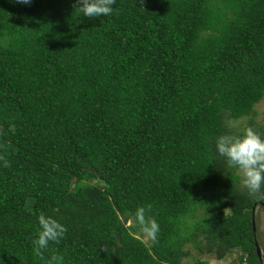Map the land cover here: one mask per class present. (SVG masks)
Listing matches in <instances>:
<instances>
[{
    "label": "trees",
    "instance_id": "16d2710c",
    "mask_svg": "<svg viewBox=\"0 0 264 264\" xmlns=\"http://www.w3.org/2000/svg\"><path fill=\"white\" fill-rule=\"evenodd\" d=\"M73 4L0 0V264H182L186 243L260 264L264 186L249 195L215 140L264 139V121L227 126L264 94V0H116L91 19ZM41 212L67 228L43 258Z\"/></svg>",
    "mask_w": 264,
    "mask_h": 264
},
{
    "label": "clouds",
    "instance_id": "9594fccd",
    "mask_svg": "<svg viewBox=\"0 0 264 264\" xmlns=\"http://www.w3.org/2000/svg\"><path fill=\"white\" fill-rule=\"evenodd\" d=\"M116 0H74L73 7L76 11L87 18H97L108 16L112 13V6ZM18 4L28 5L31 0H16ZM142 5L143 0H139ZM10 131L15 132V126L11 125ZM216 153L224 158L229 167L238 169L242 176V186L248 191L249 195L256 196L261 193L264 186V139L261 138L252 128H246L241 136L221 135L215 140ZM2 158V157H0ZM5 166H9L5 161ZM264 202V201H259ZM151 205L138 207L133 216V222L138 225L145 237L155 242L159 232L157 221L148 215ZM253 221V217H252ZM251 221V222H252ZM38 228L36 238L33 240L34 251L38 257L43 258V250L47 249L49 243H59L67 232V228L51 216H46L43 212L37 216ZM253 230L255 226L252 222ZM255 249H259L254 239ZM106 252L105 248H101ZM256 253V252H255ZM260 264L263 263L262 256L256 254ZM62 259L53 256L45 264H52L53 261Z\"/></svg>",
    "mask_w": 264,
    "mask_h": 264
},
{
    "label": "rangeland",
    "instance_id": "374dc122",
    "mask_svg": "<svg viewBox=\"0 0 264 264\" xmlns=\"http://www.w3.org/2000/svg\"><path fill=\"white\" fill-rule=\"evenodd\" d=\"M249 119L254 128H257L259 125L263 123L264 94L262 98L254 105V113L252 115L245 116L235 120H230L227 122L229 133L233 134L234 132L241 130L247 124ZM237 174L242 179V176L238 170H237ZM252 217H253L252 222L255 226V240L260 249V255L262 256L263 259L262 261L264 262V205H261L260 202L252 207ZM129 223L130 222L128 221L127 224L130 225ZM135 235L138 238L142 239L145 242V244L148 245L150 243V239H148L143 235L140 228H137ZM183 249H185V251H187L188 254L182 257L181 260L182 264H192L193 260L197 257H199L200 259L207 260V264H238L236 263L235 260L232 259V257H235L237 255L236 250H234L230 256L224 257L220 260H216L215 258H212L210 256L197 254L190 243H186L183 246Z\"/></svg>",
    "mask_w": 264,
    "mask_h": 264
},
{
    "label": "water",
    "instance_id": "95a60500",
    "mask_svg": "<svg viewBox=\"0 0 264 264\" xmlns=\"http://www.w3.org/2000/svg\"><path fill=\"white\" fill-rule=\"evenodd\" d=\"M261 205H264V202H260ZM255 252L257 255H259V249L256 247Z\"/></svg>",
    "mask_w": 264,
    "mask_h": 264
}]
</instances>
